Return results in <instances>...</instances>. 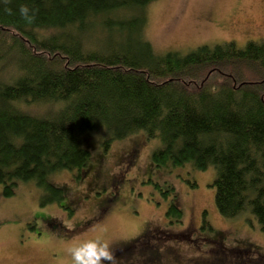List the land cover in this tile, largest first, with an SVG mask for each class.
I'll use <instances>...</instances> for the list:
<instances>
[{"label": "trees", "instance_id": "obj_1", "mask_svg": "<svg viewBox=\"0 0 264 264\" xmlns=\"http://www.w3.org/2000/svg\"><path fill=\"white\" fill-rule=\"evenodd\" d=\"M151 1L0 0V74L7 75L0 78L2 194L29 181L42 189L43 202L59 203L66 191L72 215L65 184L49 176L69 170L78 181L100 138L107 150L141 132L161 143L151 154L156 167H213L219 213L248 210L264 233V39L216 38L184 54H157L141 36L144 19L119 15ZM101 24L119 43L89 35ZM7 61L12 71L1 69ZM34 103L50 107L40 115L26 111ZM173 189L160 188L170 198L167 221L178 224L183 211ZM233 252L224 245L212 264H236ZM245 253L264 264V254Z\"/></svg>", "mask_w": 264, "mask_h": 264}, {"label": "rangeland", "instance_id": "obj_2", "mask_svg": "<svg viewBox=\"0 0 264 264\" xmlns=\"http://www.w3.org/2000/svg\"><path fill=\"white\" fill-rule=\"evenodd\" d=\"M123 14L121 18L144 19L141 36L157 54H184L200 44L221 41L216 38L233 37L242 44L264 39V0H153ZM101 26L89 35L102 39L104 33L106 42L119 43L116 31ZM1 69L13 67L7 61ZM0 78H7L6 70ZM25 107L40 115L50 105ZM144 136L132 133L112 141L107 150L100 138L89 149L91 168L78 181L69 170L49 176L55 184H65L72 215L64 208L66 191L59 203L43 202L42 189L31 181L19 184L12 196H4L0 184V264H212L224 245L237 256L232 262L258 264L245 252L264 254V233L248 210L233 217L219 213L214 168L156 167L151 154L161 143ZM168 184L183 211L178 224L167 221L170 198L160 188ZM101 199L112 200L101 206ZM202 223L212 231L200 228ZM217 231L219 236H214ZM117 249L126 251L109 256Z\"/></svg>", "mask_w": 264, "mask_h": 264}, {"label": "flooded vegetation", "instance_id": "obj_3", "mask_svg": "<svg viewBox=\"0 0 264 264\" xmlns=\"http://www.w3.org/2000/svg\"><path fill=\"white\" fill-rule=\"evenodd\" d=\"M111 200H112V199H101L100 202L104 201V203H102L101 206H103L105 203H109V201H111ZM144 232H145V231H144ZM144 232H142L141 235H143ZM141 235H139V236H141ZM137 238H138V236H136L135 239H137ZM124 244H129V243H124ZM121 245H123V244H121ZM119 246H120V245H119ZM124 246H127V245H124ZM172 261H173V260H172ZM165 264H174V263H170V262H168V263H165Z\"/></svg>", "mask_w": 264, "mask_h": 264}]
</instances>
